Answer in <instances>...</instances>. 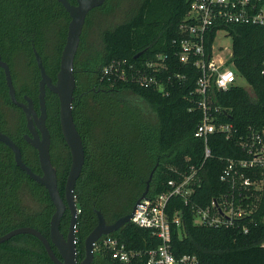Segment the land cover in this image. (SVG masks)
<instances>
[{"label": "trees", "instance_id": "16d2710c", "mask_svg": "<svg viewBox=\"0 0 264 264\" xmlns=\"http://www.w3.org/2000/svg\"><path fill=\"white\" fill-rule=\"evenodd\" d=\"M186 9L185 0H137L121 23L100 33V51L90 50L80 60L76 50L71 117L83 149V164L72 192L77 209V261L83 257V239L96 224L95 212L100 213L105 224H111L130 212L151 171L146 197L164 192L168 180L179 178L202 160L203 143L193 137L200 111L193 105L196 98L188 96L199 73L190 65L177 63L171 43ZM67 23L65 11L55 0H0V59L8 66L15 100L30 99L36 112L39 77L32 50L54 83ZM218 29H224L230 39L228 63L249 91L239 86L226 91L212 89L211 102L220 108L218 120L229 122L242 133L247 127L264 123V78L259 74L264 62V26L216 25L205 34L206 51ZM82 38L81 32L77 48ZM155 55L165 56V69L158 74L145 70V74L159 79L166 94L137 84L127 73L124 81L100 77L101 69L111 63L123 62V69L128 65L142 69V64L153 61ZM19 60L27 71L22 81L14 70ZM176 75L180 78L176 79ZM44 106L49 160L63 199L69 154L58 126L56 97L47 90ZM10 111L18 113L13 129L7 127ZM0 132L16 145L23 164L39 175L36 153L23 140L27 133L23 114L8 99L1 69ZM206 146L210 157L198 172L199 183L189 203L183 205L180 199L170 198L166 204L168 218L175 212L180 214V227H170V253L175 259L182 255L193 257L194 264H264V247L260 246L264 242V185L250 220L243 222L246 233L236 228L193 224L190 206L203 208L223 190L218 180L222 160L241 157L233 141L217 134L208 136ZM53 211L45 189L14 165L11 151L0 143V236L15 228L29 227L48 240ZM68 219L65 210L58 225L63 237ZM109 236L131 251L145 252L159 244L149 230L131 223ZM92 254L90 264H111L108 252ZM0 264L52 263L37 239L17 235L0 244Z\"/></svg>", "mask_w": 264, "mask_h": 264}, {"label": "built area", "instance_id": "2783aa9c", "mask_svg": "<svg viewBox=\"0 0 264 264\" xmlns=\"http://www.w3.org/2000/svg\"><path fill=\"white\" fill-rule=\"evenodd\" d=\"M185 1L187 9L177 25V37L171 43L175 46L177 63L190 65L199 73L188 96L196 98L193 105L200 111V120L193 137L203 143L202 160L197 166H190L187 173L181 174L179 178L168 180L164 192L153 197L145 196L134 206L129 223L149 230L159 241L157 247L145 252L131 251L109 235L100 236L92 244V253L108 252L111 264H194L193 257L182 255L175 259L170 253V227H180V214L175 212L168 218L165 209L170 198L180 199L183 205L189 203L199 183L198 172L204 160L210 157L206 146L208 136L217 134L226 141H233L241 157L222 160L218 180L223 190L216 198L203 208L190 206L194 225L215 229L236 228L246 233L243 222L250 220L264 185V123L259 127H247L244 132L238 133L229 122L218 120L220 108L211 102L212 89L226 91L237 86L238 76L228 63L230 56L226 58L219 55V48L214 47L217 33L227 36L226 31L215 30L209 49L205 50V34L216 25L264 26V0ZM164 59V55H155L153 61L142 64V69L133 65L123 69V62H114L101 69L100 77L124 81L127 73L137 84L145 88L152 87L164 94L162 82L155 76L145 74V70H151L154 74L164 70ZM259 74L264 78V62ZM174 77L180 78L178 75ZM245 90L249 91L248 86ZM260 246L264 247V242Z\"/></svg>", "mask_w": 264, "mask_h": 264}, {"label": "water", "instance_id": "95a60500", "mask_svg": "<svg viewBox=\"0 0 264 264\" xmlns=\"http://www.w3.org/2000/svg\"><path fill=\"white\" fill-rule=\"evenodd\" d=\"M55 1L59 3L67 13L68 23L66 26L64 43L59 55L58 70L55 74L54 83H52L45 74L39 56L32 50L39 77L36 95L37 112L33 109L30 99L24 97L23 103L15 100L8 66L0 59V69L3 73L8 99L10 103L20 109L23 114L24 125L27 132L23 136V139L36 153L40 174L37 175L32 173L30 169L23 164L16 145L1 132L0 143L11 151L14 165L24 172L30 180L42 186L47 193L54 210L48 222V240L35 229L19 227L1 235L0 244L17 235H30L39 241L52 264H90L93 257L92 244L100 236L109 235L124 224L129 223L134 206L147 194L152 171L145 181L143 192L135 201L128 214L118 218L111 224H105L100 213L95 212L96 224L83 239V257L80 261H77L74 236L77 209L72 192L83 164V149L71 117L72 92L75 83L72 71L73 59L78 47L85 14L90 9L99 6L102 0H76L75 6L70 5L66 0ZM138 55L139 54L135 57ZM45 90L56 97L58 103V126L62 140L69 154V167L64 180L63 199L59 197L56 188L55 171L49 160V135L44 124L46 118L44 106ZM65 210L68 211L69 219L67 231L63 237L58 230V225ZM51 247L55 249L58 258L54 255Z\"/></svg>", "mask_w": 264, "mask_h": 264}, {"label": "rangeland", "instance_id": "374dc122", "mask_svg": "<svg viewBox=\"0 0 264 264\" xmlns=\"http://www.w3.org/2000/svg\"><path fill=\"white\" fill-rule=\"evenodd\" d=\"M109 3H112V0H107ZM137 0H120V2L115 6L113 10L108 12L105 16H103L99 21H96V23H93V20L88 25H85L82 27V35L83 38L81 42L79 43L78 49V57L80 60H82L88 51H95L98 52L101 50V44H100V33L107 28H111L114 25H117L121 23L124 18L127 16V14L130 13V11L134 8L135 2ZM94 17L92 16V19ZM92 23V24H91ZM215 48H219L217 50V53L219 55L222 54V56L228 58L230 55V39L228 36H224L223 33H217L214 43ZM222 50V51H221ZM227 54V55H226ZM14 70L17 75L18 80H24L27 76V71L24 68L22 61L19 60L14 65ZM236 84L237 86L246 89L247 84L245 81L238 77H236ZM127 99L133 101L131 103L138 104L136 101H134L132 98L127 97ZM139 105V104H138ZM141 107L143 110H146L142 105ZM11 122L8 123V128H14L13 119L16 120L18 118V113L15 111H10L9 113Z\"/></svg>", "mask_w": 264, "mask_h": 264}, {"label": "flooded vegetation", "instance_id": "af4514ba", "mask_svg": "<svg viewBox=\"0 0 264 264\" xmlns=\"http://www.w3.org/2000/svg\"><path fill=\"white\" fill-rule=\"evenodd\" d=\"M70 5L75 6L76 5V0H66ZM120 2V0H112V3H109L107 0H102V2L99 4V6L94 7L87 11L85 14L84 20H83V25L86 22H91L93 20V23H96V21H99L103 16H105L108 12L113 10L115 6ZM66 13V12H65ZM67 15V13H66ZM92 16L94 17L92 19ZM68 17V16H67ZM92 24V23H91ZM82 30V29H81ZM82 32V31H81ZM50 79V78H49ZM23 103V102H22ZM25 135V134H24ZM23 135V136H24ZM24 140V139H23ZM25 142V141H24ZM38 164V163H37Z\"/></svg>", "mask_w": 264, "mask_h": 264}]
</instances>
